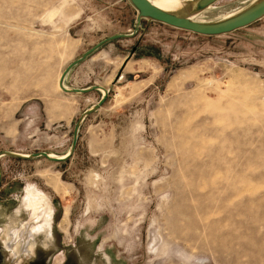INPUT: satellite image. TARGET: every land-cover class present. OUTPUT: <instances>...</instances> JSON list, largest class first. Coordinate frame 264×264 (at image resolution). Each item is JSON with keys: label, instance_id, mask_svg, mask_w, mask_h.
<instances>
[{"label": "rangeland", "instance_id": "1", "mask_svg": "<svg viewBox=\"0 0 264 264\" xmlns=\"http://www.w3.org/2000/svg\"><path fill=\"white\" fill-rule=\"evenodd\" d=\"M197 1L176 13L260 0ZM136 21L129 0H0V155L62 157L80 123L66 161L0 158V237L29 221L33 186L54 211L35 264H264V18L218 37ZM116 35L66 78L109 92L83 118L102 93L58 79Z\"/></svg>", "mask_w": 264, "mask_h": 264}, {"label": "water", "instance_id": "2", "mask_svg": "<svg viewBox=\"0 0 264 264\" xmlns=\"http://www.w3.org/2000/svg\"><path fill=\"white\" fill-rule=\"evenodd\" d=\"M129 1L137 11V21H136V26H135V32H137L139 28L141 27L142 20H148V21L159 22V23L168 25L176 29L192 32L194 34L205 36V37H218V36H223V35L234 33L238 30L245 29L264 18V0H260L259 2L249 7L248 9L238 14H235L229 18H225L217 22L195 21L192 18L184 17L181 15H178L177 13L168 12L154 5L150 0H129ZM218 1L219 0H198L194 5V11L197 13L198 12L200 13L208 9L209 7H211ZM129 36L130 35L112 36L100 42L98 45H96L92 49H90L81 58L73 61L64 70L61 76L60 88L62 89V91L65 93H72V94H88L93 91L102 90L103 88L101 86H92L90 88H85V89L67 88L65 86V81H66L68 74L74 67L84 62L86 59H88V57H90L92 54L97 52L102 46H104L105 44L109 42L115 41V40L128 38ZM108 93H109L108 90L105 89L104 94L101 100L99 101V103L93 106L92 108H90L89 110H87L84 113L83 118L97 111L107 101ZM79 129H80V123L77 124V126L75 127L72 149L67 158L60 159L56 157H51L47 153L33 154L30 156V158L43 156L44 158L52 162L66 161L76 149L77 142H78ZM4 154L18 157V158L27 159L17 154H11V153H4Z\"/></svg>", "mask_w": 264, "mask_h": 264}, {"label": "bare ground", "instance_id": "3", "mask_svg": "<svg viewBox=\"0 0 264 264\" xmlns=\"http://www.w3.org/2000/svg\"><path fill=\"white\" fill-rule=\"evenodd\" d=\"M150 1L154 5L168 12L176 13L179 11L178 8L179 7L181 8L183 6V3L185 5L187 1H193V0H150ZM62 74L58 79V87H57L61 91L62 89L60 88V79ZM102 88L103 89L100 90V92L103 95L105 88L104 87ZM69 154L70 151L65 154L64 158H67ZM18 155H21L25 158H30L31 156V155H22V154H18ZM49 155L51 157H55L51 154ZM4 156L5 154H1L0 158ZM62 157H56V158L64 159ZM21 202L22 205L20 209L21 210L24 209L25 211L28 212L29 221L20 224V228L14 230L13 234L9 235L8 237L9 241L6 244L7 245V251L5 254L6 264H31V262L34 260L35 257V248H34L35 238L38 235H43L46 238V240H50L51 238L54 211L48 196L38 191L33 186H29L26 189V195L22 198ZM20 247H22L24 250H22L23 252H20V254H22V257L20 258V260H18L19 257H17L15 253L17 252L18 249H20Z\"/></svg>", "mask_w": 264, "mask_h": 264}, {"label": "flooded vegetation", "instance_id": "4", "mask_svg": "<svg viewBox=\"0 0 264 264\" xmlns=\"http://www.w3.org/2000/svg\"><path fill=\"white\" fill-rule=\"evenodd\" d=\"M12 230V229H11ZM11 230H7L1 237H0V244L2 245L3 247V261H2V264H6V251H7V242L9 241L8 237H9V234L11 233ZM12 242V241H11ZM35 242V243H34ZM34 248H35V257H34V260L31 262V264H35L37 262V258H38V249H37V242H36V239L34 241ZM22 248V247H20ZM22 250H24L22 248ZM21 249H18L17 252L15 253L17 257H19L18 260H20V258L22 257V254H20V252H23ZM63 263V262H62Z\"/></svg>", "mask_w": 264, "mask_h": 264}, {"label": "crops", "instance_id": "5", "mask_svg": "<svg viewBox=\"0 0 264 264\" xmlns=\"http://www.w3.org/2000/svg\"><path fill=\"white\" fill-rule=\"evenodd\" d=\"M90 87H92V86H90ZM87 88H88V87H87ZM64 157H65V155H64L62 158H64ZM56 180H57V179H56ZM56 180H55V181L52 180L51 183H52L53 187L55 188V190L59 191V187H60L59 185H60L61 182H59L58 180L56 181ZM28 187H29V186H28ZM34 188H35V187H34ZM37 190H38V189H37ZM39 191H40V190H39ZM40 192H41V191H40ZM42 193H43V192H42Z\"/></svg>", "mask_w": 264, "mask_h": 264}]
</instances>
